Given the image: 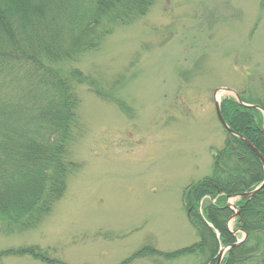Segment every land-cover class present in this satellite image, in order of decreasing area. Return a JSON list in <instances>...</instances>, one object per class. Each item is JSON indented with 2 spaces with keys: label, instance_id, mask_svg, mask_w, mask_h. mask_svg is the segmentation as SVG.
<instances>
[{
  "label": "rangeland",
  "instance_id": "374dc122",
  "mask_svg": "<svg viewBox=\"0 0 264 264\" xmlns=\"http://www.w3.org/2000/svg\"><path fill=\"white\" fill-rule=\"evenodd\" d=\"M61 67L88 76L77 86L69 142L79 167L36 228L21 231L0 216V250L35 245L67 264H121L146 246L172 252L198 242L183 193L213 173L225 146L215 88L264 95V0H155L98 51ZM200 263L143 254L125 264Z\"/></svg>",
  "mask_w": 264,
  "mask_h": 264
},
{
  "label": "trees",
  "instance_id": "16d2710c",
  "mask_svg": "<svg viewBox=\"0 0 264 264\" xmlns=\"http://www.w3.org/2000/svg\"><path fill=\"white\" fill-rule=\"evenodd\" d=\"M154 2L0 0V216L10 225L21 231L39 226L64 197L69 177L79 167L70 159L69 142L81 103L77 86L88 76L61 65L98 51L116 26L145 16ZM243 93V100L264 108V95L245 98ZM221 106L231 128L264 156L263 113L241 106L233 97L223 99ZM263 178L260 159L245 142L229 135L214 156L213 173L183 193L184 207L200 240L169 253L145 247L138 254L168 259L195 255L200 264H216L220 244L237 240L228 229L234 211L226 197L253 190ZM206 197L217 200L201 205ZM236 205L240 209L236 226L248 236L226 253L222 264H264V188ZM47 254L35 245L8 248L0 250V264L6 257L22 256L67 264Z\"/></svg>",
  "mask_w": 264,
  "mask_h": 264
},
{
  "label": "water",
  "instance_id": "95a60500",
  "mask_svg": "<svg viewBox=\"0 0 264 264\" xmlns=\"http://www.w3.org/2000/svg\"><path fill=\"white\" fill-rule=\"evenodd\" d=\"M226 92H229L231 94H233L237 101L239 102V104L243 105V106H246V107H255V108H259L260 110H262L264 112V109H262L261 107L257 106V105H252V104H247V103H244L241 99H240V96L239 94L237 93L236 90L232 89V88H227V87H219L215 90V93H214V98H215V105H216V112H217V115H218V118L219 120L221 121V123L223 124V126L226 128V130L234 135V136H237L239 137L240 139H242L259 157V159L261 160L262 164H263V167H264V157L262 156V154L256 149V147L254 146V144L252 142H250L247 138H245L244 136H242L241 134L239 133H236L229 125L228 123L226 122V120L224 119L223 115H222V111H221V95L223 93H226ZM262 132H263V135H264V126L262 128ZM264 187V181L256 188L254 189L253 191L251 192H245V193H242V194H237V195H231L228 197V203L230 199H234L236 197H252L254 196L255 194H257L262 188ZM242 240L238 241L237 243L229 246V247H225V248H222L220 250V253H219V260H218V263L217 264H221V261H222V258H223V255L224 253L227 251V249H229L230 247L234 246V245H237L239 244Z\"/></svg>",
  "mask_w": 264,
  "mask_h": 264
},
{
  "label": "bare ground",
  "instance_id": "6f19581e",
  "mask_svg": "<svg viewBox=\"0 0 264 264\" xmlns=\"http://www.w3.org/2000/svg\"><path fill=\"white\" fill-rule=\"evenodd\" d=\"M263 133V132H262ZM264 136V135H263ZM242 140V139H241ZM243 141V140H242ZM244 142V141H243ZM255 146V145H254ZM256 147V146H255ZM256 149L258 150V148L256 147ZM252 150V149H251ZM253 151V150H252ZM259 151V150H258ZM260 153H261V151H259ZM253 153L258 157V155L253 151ZM262 154V153H261ZM262 156H263V154H262ZM264 157V156H263ZM259 158V157H258ZM263 169H264V167H263ZM264 181V178H263V180H262V182ZM261 182V183H262ZM247 192H251V190L250 191H247ZM245 193V192H244Z\"/></svg>",
  "mask_w": 264,
  "mask_h": 264
}]
</instances>
